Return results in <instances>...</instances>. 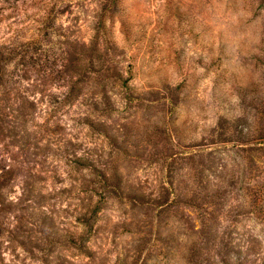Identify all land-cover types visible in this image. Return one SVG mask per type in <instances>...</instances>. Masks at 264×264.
I'll list each match as a JSON object with an SVG mask.
<instances>
[{
	"label": "rangeland",
	"instance_id": "obj_1",
	"mask_svg": "<svg viewBox=\"0 0 264 264\" xmlns=\"http://www.w3.org/2000/svg\"><path fill=\"white\" fill-rule=\"evenodd\" d=\"M0 264H264V0H0Z\"/></svg>",
	"mask_w": 264,
	"mask_h": 264
}]
</instances>
